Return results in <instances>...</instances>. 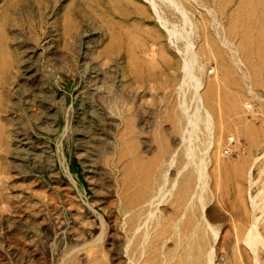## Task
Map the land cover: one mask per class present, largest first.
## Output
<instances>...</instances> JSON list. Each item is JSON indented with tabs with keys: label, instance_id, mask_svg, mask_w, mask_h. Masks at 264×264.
Returning <instances> with one entry per match:
<instances>
[{
	"label": "bare ground",
	"instance_id": "bare-ground-1",
	"mask_svg": "<svg viewBox=\"0 0 264 264\" xmlns=\"http://www.w3.org/2000/svg\"><path fill=\"white\" fill-rule=\"evenodd\" d=\"M143 1L182 55L179 150L161 146L162 122L127 84L126 67L113 56L116 37L96 48L88 32L67 29L61 47L49 42L31 53L17 77L3 53L0 264H264V208L256 215L264 188L251 199V213L243 190L231 199L213 191L211 203L208 156L215 149L222 161L237 140L222 127L216 132L206 107L212 91L200 94L205 68L194 51L200 15L232 55L231 68L222 64L225 76L242 70L234 39L244 33V44L263 51L264 0H242L233 16L234 0ZM155 152L158 162L145 156ZM206 208L217 227L204 222Z\"/></svg>",
	"mask_w": 264,
	"mask_h": 264
},
{
	"label": "rangeland",
	"instance_id": "rangeland-1",
	"mask_svg": "<svg viewBox=\"0 0 264 264\" xmlns=\"http://www.w3.org/2000/svg\"><path fill=\"white\" fill-rule=\"evenodd\" d=\"M241 1L234 0L235 3L227 16H233L240 11ZM255 4L257 3L252 2L250 6H256ZM67 29L88 32L89 38L96 41V48L101 42L108 45L111 37H116L120 47L117 46L113 56L118 58L122 68L126 67L127 84L143 92L147 98L146 102L154 104L157 120L162 122L159 137L162 141L161 146L170 151L179 150L177 142L181 136L178 126L184 119L181 114L179 94L180 81L183 77L182 55L175 48L177 43L174 46L170 45L176 40L169 38L165 30L157 24L146 2L143 0H0V57L4 53L5 58L14 61L16 77L22 75L24 61L27 58L33 59L31 53L42 52L43 47L49 42L61 47L63 34ZM195 33H198L199 37ZM195 33L194 36L197 37L195 36L194 51L198 53L200 66L205 68L200 94L204 95L212 91L206 107L211 108L210 117L216 123L214 124L217 127L216 132L222 127L226 130V134L233 135L237 140L233 146L236 147L235 150L228 156L225 155L222 161L215 160V149L208 156L211 203L216 201L213 191L217 194L223 192L225 198L230 194L233 198H238L243 197V190L251 213V199L254 195L260 194L264 188V175L260 171L264 166V103L262 102L264 101V45H262L263 51L260 52L257 48L261 45L259 43L244 44L242 38L244 33H241L234 41L239 48V57L244 67L240 71L236 68L231 69L225 76L222 64L227 61L231 68L233 60L230 51L223 48L218 41L216 27H209V24L203 22L198 15ZM178 45L180 46V42ZM220 55L223 56V61ZM217 81L218 83L215 84ZM150 84L155 86L152 91L153 98L149 93ZM228 94L237 102L235 110L226 99ZM201 101L203 102V99ZM46 113L51 114L47 106ZM2 116V120L3 118L8 120L7 114ZM145 156L156 161L157 158L158 161L160 160L158 152ZM217 163H221V167ZM174 168L168 173L170 179L174 178L173 174L176 170ZM232 176L236 180L233 185L234 194L231 192L232 186H229ZM189 181L195 191H198L194 179L189 177ZM263 208L264 205L259 206L257 216L263 217ZM207 209L202 213L204 222L217 227V222L210 223L208 219L206 220ZM230 225L232 226L231 223Z\"/></svg>",
	"mask_w": 264,
	"mask_h": 264
}]
</instances>
